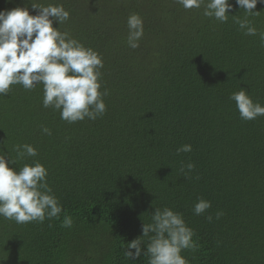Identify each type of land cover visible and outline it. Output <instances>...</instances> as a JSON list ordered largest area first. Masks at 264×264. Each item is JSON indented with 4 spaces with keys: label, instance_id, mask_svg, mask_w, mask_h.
Masks as SVG:
<instances>
[{
    "label": "trees",
    "instance_id": "trees-1",
    "mask_svg": "<svg viewBox=\"0 0 264 264\" xmlns=\"http://www.w3.org/2000/svg\"><path fill=\"white\" fill-rule=\"evenodd\" d=\"M229 2L221 23L176 0H0V11L30 15L31 3L63 5L70 18L53 27L99 54L108 91L102 116L71 124L43 106L42 84L0 95V153L17 170L39 161L63 208L43 223L0 217V264H148L125 250L164 207L194 232L188 264H264V116L242 120L229 98L244 88L264 105V43L239 30L232 16L246 14ZM254 11L247 18L264 32V3ZM133 13L144 26L137 49L126 42ZM18 144L38 155L17 159ZM182 145L192 150L177 154ZM198 198L211 202L199 216Z\"/></svg>",
    "mask_w": 264,
    "mask_h": 264
},
{
    "label": "clouds",
    "instance_id": "clouds-1",
    "mask_svg": "<svg viewBox=\"0 0 264 264\" xmlns=\"http://www.w3.org/2000/svg\"><path fill=\"white\" fill-rule=\"evenodd\" d=\"M10 2V0H9ZM184 9L201 8L203 15L224 23L227 22L232 5L229 0H176ZM258 3L264 0H236V4L245 12V18L235 19L239 30L245 35L259 34L264 43V32L252 26L248 16L259 15L254 11ZM36 15H30L27 7H16L0 11V95H7L10 87L20 84L25 90L43 85V106L60 112V118L67 123L95 120L106 112L103 97L108 91H100L102 58L92 48H86L78 40L71 38L68 32L53 27L70 18L63 5L43 6L31 3ZM127 45L131 49L139 47L144 34L143 20L137 13L127 19ZM235 102L242 120H254L264 116V105L254 102L248 91L241 88L230 97ZM42 133L51 135V130L42 127ZM191 145H182L177 154L190 152ZM17 159L35 157L36 149L29 144L15 146ZM15 164L7 153H0V217L14 220L17 224L57 218L63 211L58 198L52 193L47 182V169L39 162L24 164L12 168ZM194 165H186L185 175L194 170ZM184 171V169H182ZM211 202L198 198L193 206L195 215H202ZM216 213V218L222 216ZM207 219L211 222L212 216ZM72 219L65 216L63 225L72 226ZM150 233L152 235H150ZM194 232L187 226L181 213L171 208H155L151 223H143L142 237L127 244L125 256L137 259L144 255L148 264H188L181 255L182 250L195 247ZM148 237L146 250L141 248L142 240ZM135 250L134 252L132 250Z\"/></svg>",
    "mask_w": 264,
    "mask_h": 264
}]
</instances>
